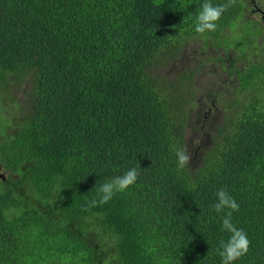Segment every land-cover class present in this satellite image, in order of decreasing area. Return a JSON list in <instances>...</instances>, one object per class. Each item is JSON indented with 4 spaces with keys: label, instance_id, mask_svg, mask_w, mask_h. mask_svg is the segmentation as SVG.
Returning a JSON list of instances; mask_svg holds the SVG:
<instances>
[{
    "label": "trees",
    "instance_id": "16d2710c",
    "mask_svg": "<svg viewBox=\"0 0 264 264\" xmlns=\"http://www.w3.org/2000/svg\"><path fill=\"white\" fill-rule=\"evenodd\" d=\"M204 2L0 0V264H221L220 189L250 241L234 264H264V11L234 0L201 34ZM192 41L246 57L215 60L228 79L212 90H229L209 109L195 92L209 71L173 67ZM196 118L218 124L179 169ZM133 167L134 185L92 205L98 181Z\"/></svg>",
    "mask_w": 264,
    "mask_h": 264
},
{
    "label": "clouds",
    "instance_id": "9594fccd",
    "mask_svg": "<svg viewBox=\"0 0 264 264\" xmlns=\"http://www.w3.org/2000/svg\"><path fill=\"white\" fill-rule=\"evenodd\" d=\"M234 3V0H228V3L214 6L210 0H205L200 10L196 14L195 31L197 33H205L206 31H215L217 22L228 7ZM228 79V74L225 71L218 74L214 82L218 80ZM213 82V86H214ZM221 85H225L224 82ZM27 94V90L12 94V100H20ZM176 156L178 160V168L183 169L185 166L194 165L197 158L192 156V148L190 153L186 149H177ZM139 172L133 167L127 170L123 175L116 176L108 181H98L97 186L93 191H98L99 200H93L92 205L105 204L109 202L115 193L126 191L134 185L138 179ZM217 202L211 206L217 214L224 213L222 217V229L230 233L229 239L220 242V247L217 249L218 255L221 257V264H234L235 261L246 255L249 251L250 241L247 234L238 229L232 222V213L239 211V205L236 200L227 192L226 189H220L216 192ZM227 210V211H225ZM198 218V217H197Z\"/></svg>",
    "mask_w": 264,
    "mask_h": 264
},
{
    "label": "rangeland",
    "instance_id": "374dc122",
    "mask_svg": "<svg viewBox=\"0 0 264 264\" xmlns=\"http://www.w3.org/2000/svg\"><path fill=\"white\" fill-rule=\"evenodd\" d=\"M259 2V6H260V10L264 11V0H258ZM251 6L252 3H251ZM262 13V12H261ZM248 16H250L251 18L253 17L256 20H261L262 17L260 15H253L251 11L248 12ZM249 29H251V27H249ZM251 31L253 32V34H256L254 29H251ZM239 34H241V36L243 38H245V40H250L251 36L248 33H243V30H240L238 32ZM191 46H187V53L184 56V60L180 59L176 64L173 65V67H175L176 69H179L180 71L182 70L183 67L188 66L189 64H197V66H192V67H196L200 72L201 71H209L208 73H216L217 77L219 73H222V71L220 72L221 68L217 67V63L215 62V60L217 58H219L220 56H238V53L236 50H231L229 51L228 54H225V50L224 49H220L218 50L215 47H209L206 50H204V43H201L200 41H192L191 42ZM198 49H201V54H197L196 51H198ZM227 63H229L226 60ZM201 64H207L208 67L204 68L202 66H200ZM188 69V68H187ZM173 73V72H171ZM208 73L204 74L203 76L200 77V80L197 78L195 81V92H196V98H197V102H198V106H206L209 109L212 105L211 99L212 96H214L215 93L217 94H222L225 91L229 90V86L227 85H217V91L213 92L212 88L214 89L215 86H213V82L211 77H209ZM216 77V78H217ZM214 79V78H213ZM5 88V86L3 87ZM199 88V90H198ZM4 90V89H3ZM3 90L0 91V96L3 95ZM4 97V96H3ZM229 98V97H228ZM5 99V98H4ZM6 100V99H5ZM7 102H12L14 100L12 99H7ZM20 103H22L21 101H18ZM12 107V111L14 112V114H16L19 118H21V113H18V108L13 105ZM211 111V110H210ZM193 114L196 115L198 112V107L195 106L194 109L192 110ZM2 115V114H0ZM216 118L215 119H220L221 116V112L219 110H217L215 112ZM215 115L213 114V116L215 117ZM5 117V115H3ZM216 120V124L215 126L210 124V127L208 126L206 120L203 121V119H198L196 118L194 120L193 125L189 128V131L186 133V137L187 138V142L190 145V147L192 148V156L193 158L196 159V157L200 156V152L199 150V144L201 141H207L208 139V134L210 130L216 129V125L218 124ZM1 124H4V121L0 120V130H2ZM5 174L8 176V173L4 172L3 169L0 168V176H2L1 178H3L5 176ZM0 178V179H1Z\"/></svg>",
    "mask_w": 264,
    "mask_h": 264
},
{
    "label": "flooded vegetation",
    "instance_id": "af4514ba",
    "mask_svg": "<svg viewBox=\"0 0 264 264\" xmlns=\"http://www.w3.org/2000/svg\"><path fill=\"white\" fill-rule=\"evenodd\" d=\"M261 12H263V11H261ZM251 39H252V38H251ZM259 40H260V39H259ZM259 40H258V42H259ZM258 42H257V43H258ZM221 49H223V48H221ZM236 51H237V50H236ZM237 53H238V52H237ZM240 55H241V54H240ZM229 57H231V56H229ZM237 57L241 58L242 56H237ZM231 58H232V57H231ZM242 58H246V57H242ZM242 58H241V59L235 58V59L238 60L235 64H237V63H238V64H241V63H242ZM231 60H232V59H229V58L227 59V61H228L229 63L231 62ZM0 168H1V167H0ZM1 169H2V168H1Z\"/></svg>",
    "mask_w": 264,
    "mask_h": 264
},
{
    "label": "water",
    "instance_id": "95a60500",
    "mask_svg": "<svg viewBox=\"0 0 264 264\" xmlns=\"http://www.w3.org/2000/svg\"><path fill=\"white\" fill-rule=\"evenodd\" d=\"M2 176H0V178H1ZM4 178V177H3Z\"/></svg>",
    "mask_w": 264,
    "mask_h": 264
}]
</instances>
